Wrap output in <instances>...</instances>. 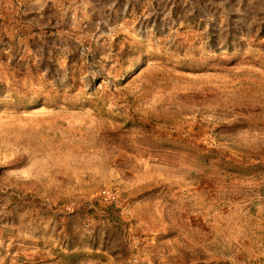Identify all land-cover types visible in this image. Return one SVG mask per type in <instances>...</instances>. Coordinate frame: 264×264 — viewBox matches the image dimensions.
Wrapping results in <instances>:
<instances>
[{
    "label": "rangeland",
    "instance_id": "obj_1",
    "mask_svg": "<svg viewBox=\"0 0 264 264\" xmlns=\"http://www.w3.org/2000/svg\"><path fill=\"white\" fill-rule=\"evenodd\" d=\"M0 264H264V0H0Z\"/></svg>",
    "mask_w": 264,
    "mask_h": 264
},
{
    "label": "trees",
    "instance_id": "obj_2",
    "mask_svg": "<svg viewBox=\"0 0 264 264\" xmlns=\"http://www.w3.org/2000/svg\"><path fill=\"white\" fill-rule=\"evenodd\" d=\"M241 168H243V167H241Z\"/></svg>",
    "mask_w": 264,
    "mask_h": 264
}]
</instances>
